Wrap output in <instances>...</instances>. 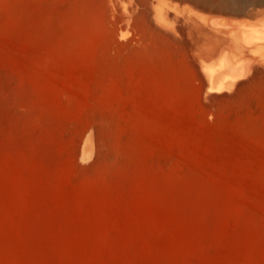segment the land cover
Returning a JSON list of instances; mask_svg holds the SVG:
<instances>
[{"label":"rangeland","instance_id":"rangeland-1","mask_svg":"<svg viewBox=\"0 0 264 264\" xmlns=\"http://www.w3.org/2000/svg\"><path fill=\"white\" fill-rule=\"evenodd\" d=\"M226 1L0 0V264H264V0Z\"/></svg>","mask_w":264,"mask_h":264},{"label":"bare ground","instance_id":"bare-ground-1","mask_svg":"<svg viewBox=\"0 0 264 264\" xmlns=\"http://www.w3.org/2000/svg\"><path fill=\"white\" fill-rule=\"evenodd\" d=\"M222 2V1H221ZM226 2H231V4H235V2H236V0H229V1H226ZM223 3V2H222ZM261 3V2H260ZM259 3V4H260ZM208 4V3H207ZM225 4V3H224ZM220 6V5H219ZM239 6V5H238ZM240 7V6H239ZM238 7V8H239ZM158 9V8H157ZM239 10V9H238ZM252 10V9H251ZM159 11V10H158ZM243 11V10H242ZM253 13H255V14H257L256 12L257 11H255L254 9H253ZM248 12V11H247ZM249 12L250 13H252L250 10H249ZM250 13H249V16H251L250 15ZM260 13H262V12H260ZM264 14V13H263ZM259 15H261V14H259ZM252 18V17H251ZM250 19V18H249ZM262 19H263V17H262ZM264 20V19H263ZM263 20H260V21H262V22H260V24H258L256 27H254V28H251V30H249L248 32H250L249 33V39H253V40H255V41H257V42H259L261 45H260V48H262V49H264V42H262V41H264V21ZM251 21V20H250ZM253 21V20H252ZM256 21V20H255ZM200 22V21H199ZM257 22V21H256ZM193 23H195V22H193ZM196 25V24H195ZM194 25V26H195ZM198 25V24H197ZM238 27V26H237ZM220 29V28H219ZM239 29V28H238ZM234 30V29H233ZM241 30V29H240ZM222 31V30H221ZM213 32V31H212ZM211 32V33H212ZM220 32V31H219ZM225 33H226V31H224ZM231 32V31H230ZM229 32V33H230ZM239 34H240V32H239V30L237 31ZM211 33H209L210 35L209 36H213V37H211L212 39H214V40H212L213 42H214V46H213V49L215 50V52H216V56H217V59L216 58H214V59H216V60H214V59H212V57H210L211 59L210 60H213V61H216V62H213L214 64H212V66H211V75H212V78L214 79H212L213 80V82L215 83H218V82H220V77H221V64H220V62H221V60L219 61V59H220V57H222L223 55H224V58L226 59L227 58V56L229 55L228 53H233V54H235L234 52H232V50H233V43H232V41L230 40V37H228V36H225V37H227V38H224V35H223V37H221V35L219 36L218 34V36L217 35H213V33L211 34ZM215 33V32H214ZM221 33H223V31L221 32ZM228 34V33H227ZM233 35H235L234 37H236V35H237V33L236 32H234V33H232ZM207 36H208V34H207ZM206 37V35H205V37L206 38H210V37ZM205 37H203V38H205ZM232 38V37H231ZM206 40V39H205ZM233 40V39H232ZM243 40V39H242ZM201 41H203V40H201ZM211 41V42H212ZM201 43H203V42H201ZM240 43V42H239ZM236 44H238V43H236ZM241 44H242V42H241ZM258 43H256V45H257ZM204 45V44H203ZM243 45H246V44H243ZM206 46V45H205ZM204 46V51H205V49H206V47ZM255 46V45H254ZM245 47V46H244ZM249 48V47H248ZM209 49V48H208ZM200 50H202V47H201V49ZM214 50H212V52L214 51ZM203 51V52H204ZM211 51V50H210ZM207 52V51H206ZM205 53V52H204ZM208 53V52H207ZM207 53H205V55L207 54ZM242 53V52H241ZM249 53V52H248ZM202 54V53H201ZM208 54H210V52L208 53ZM204 55V56H205ZM242 55V54H241ZM251 55V54H250ZM212 56V55H211ZM216 56H214L213 55V57H216ZM243 56V55H242ZM246 56V55H245ZM248 56V55H247ZM256 56V55H255ZM209 57V56H208ZM230 57V56H229ZM236 58L238 57L237 55L235 56ZM251 58H252V56H250ZM262 57H263V54H262ZM260 59H261V57H259ZM231 61L230 62H232V63H234V61H233V59H232V57L231 58H229ZM235 59V58H234ZM258 59V58H257ZM259 59V60H260ZM206 60H207V58H206ZM256 60V59H255ZM217 61H218V64H216L217 63ZM236 61V60H235ZM207 62V61H206ZM208 62H209V59H208ZM227 62V61H226ZM261 62V61H260ZM258 63V62H257ZM227 64H228V62H227ZM248 64H250V62L248 63ZM248 64H247V66H248ZM209 65H211V64H209ZM215 65H217V66H215ZM228 65H230V64H228ZM207 67H208V65H206ZM250 66V65H249ZM218 67V68H217ZM209 68V67H208ZM223 69H225V68H223ZM225 81V80H224ZM223 81V82H224ZM227 81V80H226ZM223 82H222V84H223ZM230 83H232L231 82V80L229 81ZM229 82H226V84L227 85H229L230 83ZM225 83V82H224ZM219 84V83H218ZM225 84V85H226ZM221 85V84H220ZM232 85V84H231ZM216 86V85H215ZM219 86V85H218ZM90 148H91V141L90 142H86V144H85V147H84V149L86 150V151H88V150H90Z\"/></svg>","mask_w":264,"mask_h":264}]
</instances>
